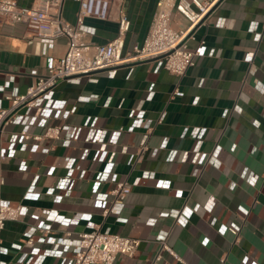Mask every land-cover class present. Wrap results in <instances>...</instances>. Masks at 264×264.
Segmentation results:
<instances>
[{"label":"crops","instance_id":"obj_1","mask_svg":"<svg viewBox=\"0 0 264 264\" xmlns=\"http://www.w3.org/2000/svg\"><path fill=\"white\" fill-rule=\"evenodd\" d=\"M16 1L26 8L38 5L37 0ZM158 1L113 0L112 19H87L90 40L102 45L117 37L115 16L122 5L131 23L123 54L131 53L146 39ZM50 10L75 24L79 3L59 0ZM174 21L176 28L188 25L176 12ZM263 25L264 0H219L188 41L200 55L184 76L157 70L155 61H146L59 82L45 99L61 103V109H52L45 124L33 131L44 136L49 127H65L60 141L31 139L18 145L10 160L0 165L7 173L0 198L25 206L30 215L40 217L6 222L0 233V264H33L38 255L46 253L44 264H65L73 255L72 250L64 252L62 245L66 236L60 227L66 219L78 225L77 232L98 227L141 241L132 258L119 257L115 264H149L159 253L157 264H264ZM66 49L64 37L45 41L33 37L22 23L3 24L0 108L12 104L3 97L1 86L16 96L25 94ZM140 111L147 128L152 129L142 153L140 145L147 128L136 126ZM19 114L21 121L6 125V131L19 133L32 124L31 118L26 121L28 107ZM94 123L106 131L129 130L126 139L118 138L100 153L97 177L104 180L95 192L89 167L101 145L87 141ZM74 128L79 130L77 137L71 136ZM195 128L205 129L200 151L210 155L206 164L196 160ZM2 146L11 147L5 141ZM86 149L92 152L84 160L81 156ZM113 153L112 174L104 175ZM71 160L76 179L71 193L62 189L52 192L58 179L69 176ZM82 170L87 173L79 179ZM145 171L154 177L145 178ZM114 175L130 183L131 193L120 213L104 217L109 202L94 205L93 201L114 188ZM170 211H181L183 216L175 219L169 216ZM46 223L54 234L43 243L37 227ZM232 226L239 229L238 236L227 230ZM27 233L33 234L38 254L28 246L17 248ZM158 236L167 237L168 246L183 262L161 251ZM53 238L60 244L55 245ZM77 243L74 233L70 248ZM56 251H61V256L53 254Z\"/></svg>","mask_w":264,"mask_h":264},{"label":"built area","instance_id":"obj_2","mask_svg":"<svg viewBox=\"0 0 264 264\" xmlns=\"http://www.w3.org/2000/svg\"><path fill=\"white\" fill-rule=\"evenodd\" d=\"M38 5L30 8L21 7L16 0H0V34L3 24L15 25L22 23L31 31L33 37L41 38L45 41L56 40L59 38L67 39V49L65 54L57 63L48 70L47 75L39 77L34 86L30 87L25 94L15 95L6 86H1L3 97L11 101L8 108H0V165L2 162L10 160L13 151L18 145H26L29 140H41L43 137L51 138L57 141L61 139L62 130L65 127H49L44 136L36 135L33 131L38 126H43L52 109H61L62 104L52 99L46 100L47 94L52 91L59 82L83 77L93 76L98 72L120 67L121 65L133 62L155 61L157 70L165 69L169 73L182 77L192 67L196 65V58L200 55L198 49H191L188 41L193 38L196 28L202 24L210 11L216 6L219 0H159L157 11L154 16L150 31L143 44L135 45L133 51L126 55L123 54L126 36L129 32L131 23L128 19L124 7L118 8L115 20L118 23V35L107 44H95L90 40V29L86 24L87 19L94 18L98 20H109L113 18V0H76L79 3L77 12V21L71 24L57 13L51 12V5L59 3V0H37ZM181 15L188 25L183 28L174 26V13ZM264 32V25H263ZM261 35L258 34V38ZM28 107L30 114L26 121L31 118L32 124L27 129L17 132H8L6 125H16L21 121L20 109ZM62 117L65 116L63 112ZM136 126L147 128L144 112L140 111L136 115ZM68 129V128H67ZM87 141L101 145L99 150L94 151L91 159L92 164L89 167L92 172L93 190L102 181L98 175L97 163L101 152L106 150L109 144H116L118 138L126 139L129 130L125 127H119L113 131H106L96 126L94 123L88 130ZM71 136L77 137L79 130L74 128ZM151 128H147L144 134V140L141 143L142 153L146 148ZM205 133L204 128H195L192 131V137L197 140L198 145L195 149L196 160L199 164H206L210 155L200 151V145ZM5 141L11 145L4 148L2 142ZM91 149L84 150L81 158L88 159ZM114 155L108 159V168L103 172L104 175L112 174ZM69 165L70 173L68 177L58 179L55 187H51L52 192L55 189L65 190L67 195L71 193L75 178L73 176V160ZM87 171L79 172V179H83ZM145 178H153L154 174L145 171ZM7 173L0 169V187L5 183ZM115 184L114 188L104 197L94 199V205L98 202H109V206L104 210L103 215L107 217L109 213H120L124 207V201L131 193V185L126 180H121L117 175L112 178ZM256 180V177H255ZM254 180V183H255ZM62 196L57 197L61 201ZM84 215L83 217H85ZM169 216L178 219L183 216L181 211H170ZM38 215L28 213V209L22 205H13L11 202L0 198V233L4 230L7 221H24L39 219ZM82 218V217H81ZM90 217H87L89 219ZM215 224V222H214ZM77 224H72L69 219L63 221L60 231L66 236L62 245L64 252L71 251L73 255L66 258L65 264H115L119 257L132 258L137 252L141 241L139 239L122 236L119 234L103 231L96 227L90 232H77ZM42 234L39 241L46 242L53 230L47 223L37 227ZM220 230V228H219ZM234 236L239 235V229L235 226L227 229ZM77 233V246L71 249L70 237ZM156 241L161 246V251L169 252L177 261L183 262V259L177 255L167 244V237L158 236ZM55 245L60 244L59 239H52ZM23 246H28L34 254L39 253V249L34 247L32 233H27L22 240V244L17 246L19 250ZM49 252V251H48ZM62 252L53 253L61 256ZM47 253L38 255L33 264H44ZM55 257V256H54ZM161 258L159 253L149 264H157Z\"/></svg>","mask_w":264,"mask_h":264}]
</instances>
